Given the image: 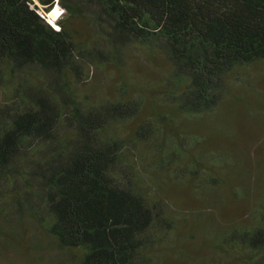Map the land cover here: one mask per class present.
Segmentation results:
<instances>
[{
  "label": "trees",
  "instance_id": "1",
  "mask_svg": "<svg viewBox=\"0 0 264 264\" xmlns=\"http://www.w3.org/2000/svg\"><path fill=\"white\" fill-rule=\"evenodd\" d=\"M258 76L264 0H0V242L36 253L11 264H180L192 236L264 264Z\"/></svg>",
  "mask_w": 264,
  "mask_h": 264
},
{
  "label": "rangeland",
  "instance_id": "2",
  "mask_svg": "<svg viewBox=\"0 0 264 264\" xmlns=\"http://www.w3.org/2000/svg\"><path fill=\"white\" fill-rule=\"evenodd\" d=\"M52 10H55V15H51ZM62 14V10L59 8L58 5L53 6L52 9H50L46 14L45 17L49 22H53L56 18L60 17ZM131 57V62L129 63V68L133 69L134 71H138L140 73L145 71L144 66L140 65V61L138 59V57L135 55V53H133ZM101 72V71H100ZM99 73V72H97ZM119 73L117 72H108V71H102L101 76L103 79H107L108 82L113 81V76H118ZM259 80L257 83V90L260 91H264V76H258ZM6 229H8L10 226L7 224L5 225ZM193 234L196 237V233L193 232ZM198 236V235H197ZM200 237V236H198ZM201 238V237H200ZM200 238H185V241H180L177 243V246L175 248H166L168 251V256L169 258H172L171 260L172 263H180V264H184L186 259H190V263L189 264H199L196 263V260H194V257H201V255H206L209 253V250H205L203 249V243L201 241ZM8 241L9 246H4L1 242L0 244L2 245L3 248H0V264H11L13 261H16L17 259H20L21 256H25V258L27 260H30V258L34 257L36 255L35 252H31L34 251V249H32V247L34 246L33 239L28 238V236H18V237H5L4 238V243ZM38 241V239H37ZM181 247L185 249V252L187 253V255H189V257H184L183 254H179L176 251L177 247ZM171 250H173V252H170ZM29 252H31L29 254ZM185 253V254H186ZM27 254H29L28 258H27ZM49 253H45V256H48ZM197 259V258H196ZM51 262V261H50ZM170 262V261H169ZM200 262V260H199ZM15 264V263H14ZM40 264H49L48 261H44V262H40Z\"/></svg>",
  "mask_w": 264,
  "mask_h": 264
},
{
  "label": "bare ground",
  "instance_id": "3",
  "mask_svg": "<svg viewBox=\"0 0 264 264\" xmlns=\"http://www.w3.org/2000/svg\"><path fill=\"white\" fill-rule=\"evenodd\" d=\"M51 15H55V10H52Z\"/></svg>",
  "mask_w": 264,
  "mask_h": 264
}]
</instances>
